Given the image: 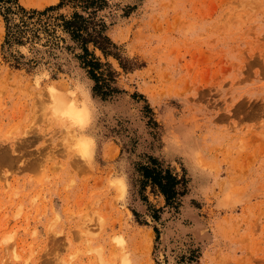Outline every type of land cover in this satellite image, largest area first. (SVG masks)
<instances>
[{"label": "rangeland", "instance_id": "1", "mask_svg": "<svg viewBox=\"0 0 264 264\" xmlns=\"http://www.w3.org/2000/svg\"><path fill=\"white\" fill-rule=\"evenodd\" d=\"M107 1L130 68L96 50L122 91L93 94L90 160L45 106L92 79L68 41L6 44L0 13V264H264V0ZM145 154L185 175L176 209L139 188Z\"/></svg>", "mask_w": 264, "mask_h": 264}, {"label": "trees", "instance_id": "2", "mask_svg": "<svg viewBox=\"0 0 264 264\" xmlns=\"http://www.w3.org/2000/svg\"><path fill=\"white\" fill-rule=\"evenodd\" d=\"M107 4V0H59L43 8H26L18 0H0V13L6 22L4 42L10 45L13 42L23 43L40 39L39 30L45 34L44 45L56 44L57 40L68 41L66 48L73 52L80 66L93 81L92 93L103 99L112 98L122 91L116 84V71L108 62L101 60L96 50L104 57L111 55L117 58L124 69L130 66L124 62L119 44L108 35L105 21L98 16L99 11ZM64 6L68 7L69 11H59ZM15 13L19 19L11 24L10 19ZM58 29L65 35L57 34ZM27 30H30L31 35H26ZM134 95L143 97L141 93ZM134 168L140 189L149 186L152 191L163 195L165 206L173 209L178 207L180 197L186 190L185 175H178L150 154H145L143 160L136 161ZM142 199L147 200L145 195H142ZM152 211L153 218L158 219L161 208L153 207ZM190 258L193 259L192 256Z\"/></svg>", "mask_w": 264, "mask_h": 264}, {"label": "clouds", "instance_id": "3", "mask_svg": "<svg viewBox=\"0 0 264 264\" xmlns=\"http://www.w3.org/2000/svg\"><path fill=\"white\" fill-rule=\"evenodd\" d=\"M45 107L57 129L67 134L70 150L82 160L94 159L97 142L89 130L101 115L102 102L93 96L91 86L78 81L68 91L50 97ZM125 180L118 172L108 183L118 190Z\"/></svg>", "mask_w": 264, "mask_h": 264}, {"label": "bare ground", "instance_id": "4", "mask_svg": "<svg viewBox=\"0 0 264 264\" xmlns=\"http://www.w3.org/2000/svg\"><path fill=\"white\" fill-rule=\"evenodd\" d=\"M52 1L53 0H28L27 5H30V6H43L44 4L51 3Z\"/></svg>", "mask_w": 264, "mask_h": 264}]
</instances>
